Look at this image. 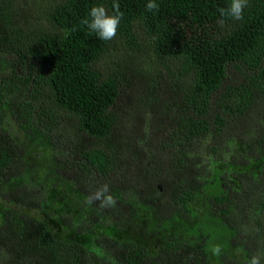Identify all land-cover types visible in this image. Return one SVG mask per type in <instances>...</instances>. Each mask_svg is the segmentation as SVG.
Returning a JSON list of instances; mask_svg holds the SVG:
<instances>
[{
  "label": "trees",
  "instance_id": "trees-1",
  "mask_svg": "<svg viewBox=\"0 0 264 264\" xmlns=\"http://www.w3.org/2000/svg\"><path fill=\"white\" fill-rule=\"evenodd\" d=\"M35 2L0 0V264L264 253V0L241 21L221 15L231 0ZM114 2L104 41L81 20ZM105 183L115 206L87 203Z\"/></svg>",
  "mask_w": 264,
  "mask_h": 264
},
{
  "label": "clouds",
  "instance_id": "clouds-1",
  "mask_svg": "<svg viewBox=\"0 0 264 264\" xmlns=\"http://www.w3.org/2000/svg\"><path fill=\"white\" fill-rule=\"evenodd\" d=\"M248 6V0H231L227 9L221 10L222 16H228L233 20L241 21L244 18V9ZM113 12L110 14L103 5H94L91 7L88 15L81 20V24L87 26L91 32H95L99 39L110 41L116 37L123 13L120 11V4L114 2L112 5ZM148 11L158 10L159 5L155 0H149L146 5ZM65 32V36H67ZM95 201L100 202V207H113L116 200L110 194L108 184H103L99 189L94 191L88 198L87 203L92 204ZM211 252L215 256L221 254V246L214 245ZM264 261V253L253 254L247 261V264H262Z\"/></svg>",
  "mask_w": 264,
  "mask_h": 264
},
{
  "label": "rangeland",
  "instance_id": "rangeland-1",
  "mask_svg": "<svg viewBox=\"0 0 264 264\" xmlns=\"http://www.w3.org/2000/svg\"><path fill=\"white\" fill-rule=\"evenodd\" d=\"M27 1L30 2V7H29V9H30L31 13H32V14H35V11H34L35 8H33V4H36V2L33 3V0H27ZM140 59H141V61H142L143 57L141 58V56H140ZM116 60H118V59H117V55H115V54H111V55H109V56L107 57V62H113V61H116ZM145 63H146V62H145ZM150 65H151V66H154L155 63L151 62V63L148 64V62H147L145 66L148 67V66H150ZM129 104H130V100L124 96V97L120 98V100L117 102L116 109L119 110L120 112L127 113V110H128V108H129V107H128ZM129 112H133V110L130 109ZM85 139L87 140V142H88L90 145H93V144L96 143V142H95L93 139H91V138H87V137H85L84 140H85ZM35 154H36L35 158L38 159V160H37L38 165L41 167L42 171L45 173V172L47 171V169L50 168V164L52 163V162H51V161H52V157H51V154L49 153V150H46V149H45V150H43L42 153H40V150H37V151L35 152ZM37 154H38V155H37ZM53 225H54V227H56V229H57L58 231H60V226H59V225H57V224H55V223H54ZM91 238L93 239V236H91ZM91 238L88 237V238L86 239V242H87V243H91ZM139 238H142V237L139 236ZM151 239H154V240H155V241L153 242V245H152V246H153V247H157L158 244H159V239H155V238H153L152 236L149 238V240H151Z\"/></svg>",
  "mask_w": 264,
  "mask_h": 264
}]
</instances>
